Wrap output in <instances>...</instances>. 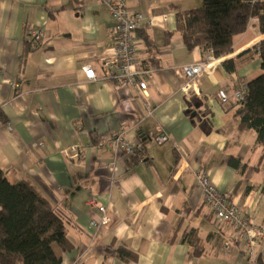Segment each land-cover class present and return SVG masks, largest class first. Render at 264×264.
Instances as JSON below:
<instances>
[{"label":"crops","instance_id":"0c3cea01","mask_svg":"<svg viewBox=\"0 0 264 264\" xmlns=\"http://www.w3.org/2000/svg\"><path fill=\"white\" fill-rule=\"evenodd\" d=\"M121 1L150 21L133 32L139 66L152 73L147 98L102 78V60L115 44L103 2L0 0L1 171L10 184L29 183L66 221L70 249L61 252L62 264H122L111 254L118 247L136 256L127 264H264V239L252 256L244 253L232 228L203 203L197 177L207 174L264 225L262 147L254 130L238 132L233 98L262 74L258 19L184 93L181 67L204 62L205 52L186 49L175 14L202 0ZM37 28L41 43L22 59L26 32ZM82 61L96 80L84 77ZM120 128L140 139L146 162L98 146L101 135ZM156 132L171 141L156 146ZM91 198L108 208V227L90 225L99 220Z\"/></svg>","mask_w":264,"mask_h":264},{"label":"trees","instance_id":"16d2710c","mask_svg":"<svg viewBox=\"0 0 264 264\" xmlns=\"http://www.w3.org/2000/svg\"><path fill=\"white\" fill-rule=\"evenodd\" d=\"M175 17L176 31L188 51L230 53L233 37L244 33L254 17L264 34V4L244 0H202L195 9L176 11ZM23 46L21 57L32 50L28 36ZM257 54L262 74L246 84V94L236 101V116L238 132L254 130L264 156V39ZM66 235V221L51 203L25 181L10 184L0 169V264H62L61 252L70 249ZM111 254L122 264L136 259L125 247Z\"/></svg>","mask_w":264,"mask_h":264},{"label":"built area","instance_id":"2783aa9c","mask_svg":"<svg viewBox=\"0 0 264 264\" xmlns=\"http://www.w3.org/2000/svg\"><path fill=\"white\" fill-rule=\"evenodd\" d=\"M103 2L113 20V31L115 44L109 49V56L102 60V78L111 81L116 87H132L138 95L147 98V87L152 73L147 68L139 66L136 58L135 40L133 32L143 23H150L149 18L139 12L130 11L125 2L121 0H99ZM250 5L264 4V0H244ZM258 19L257 17H254ZM42 29H33L26 32L31 39V49H36L41 43ZM229 56V53L222 56H215L212 50L205 53V61L202 63L188 64L181 67V72L186 77V82L181 90L184 93L190 91L192 83L202 77L208 71L221 65ZM79 70L87 80H96L92 67L85 61L78 64ZM247 92L245 83L239 85L234 92L233 98L240 101ZM217 96L222 103L228 101L225 92L218 91ZM147 108V104H144ZM149 114L153 112L148 110ZM170 136L164 132H156L152 142L161 146L170 142ZM140 139L137 136H130L127 129L120 128L115 133H104L100 136L99 147H110L119 155H127L130 159L139 162H146V158L140 149ZM179 151V147L175 146ZM72 153H77V147L71 146ZM198 183L202 190L203 203L209 207L212 215L220 224L232 228L236 238L243 246V252L252 256L256 245L264 239V225L245 215V213L231 200L229 192H219L210 182L205 173H198ZM91 209L99 214L98 221H91L90 225L99 229L109 226L108 208L98 199L91 198L87 202Z\"/></svg>","mask_w":264,"mask_h":264},{"label":"water","instance_id":"95a60500","mask_svg":"<svg viewBox=\"0 0 264 264\" xmlns=\"http://www.w3.org/2000/svg\"><path fill=\"white\" fill-rule=\"evenodd\" d=\"M187 113H190L192 117L195 115V113L191 112L190 110H188Z\"/></svg>","mask_w":264,"mask_h":264}]
</instances>
